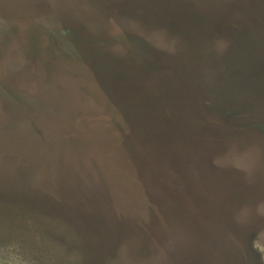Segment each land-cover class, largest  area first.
Here are the masks:
<instances>
[{
    "label": "trees",
    "instance_id": "obj_1",
    "mask_svg": "<svg viewBox=\"0 0 264 264\" xmlns=\"http://www.w3.org/2000/svg\"><path fill=\"white\" fill-rule=\"evenodd\" d=\"M24 3V0H0V11H10L11 15H8V19L13 21L17 19L14 18L15 16H22ZM157 3L158 5L151 6L150 3L143 0V6L139 7L142 21H145L143 22L145 23V30L150 33H157L158 37H164L162 48H160L151 40V37L147 36L146 32L138 35L146 49L156 57L154 64L159 62L162 70H165L177 88L184 92L186 98L188 84L191 86L193 83L204 88L219 89V104L220 101L225 102L224 118L212 123L201 122L199 117L201 110L199 112L198 108L200 106L196 107L192 102V109H189L187 116L191 123L190 127L196 121L204 129L208 139H217L213 136L210 126L216 124L217 131L220 128L226 129V139L229 141L222 142L221 147L224 149L231 144L233 145V137L235 138L237 133L240 135L241 143L244 146H249L254 139L255 135H251L250 130L258 129L259 134L263 136L264 127L262 125L264 123H261V115L256 114L257 107L253 110L254 106L249 105L248 94L251 93L248 87L251 86L247 82L240 81L239 78L225 77L224 73H221L222 70L217 69V67L214 69H217L214 73L205 70L203 57L205 46L214 45L219 40L225 41L227 44V40L230 38L233 39L229 42V54L227 53L228 59L232 62L229 64L230 66L236 65V63L243 65L242 63H244L256 70H264V0H158ZM74 10L72 14L77 21L96 23L95 25L102 35H98V38L94 37L96 41L116 43L117 39L108 33L102 23L89 20L78 9ZM165 10L169 16L164 14ZM184 24L193 25L197 29L187 25L184 27ZM10 28L13 35L10 32L8 35L23 37L21 35L23 32L19 26L12 25ZM27 31L28 36H24L27 39L20 41V43L17 39L15 44L10 39L0 41V76L1 73L5 75L0 82V99H8L4 102L12 101L14 104L10 106L11 117L8 118L9 120L5 122L4 126H0V139H2L1 133H3L2 136L11 135V133L15 136L13 129L14 125L18 124L23 126L30 136L34 133L29 137V140L32 139L33 142L36 140L38 143L40 141V143L39 146H36L31 140L29 142L26 139L28 142L24 153L26 158L24 159L18 158L13 152L6 151L1 154L2 163L0 167L4 168L7 165L14 168L17 177L11 176L9 178L13 179V186L0 187V226H5L6 233L13 235L12 241L16 243L13 244V248L21 246L17 236L29 239L27 235L24 236L21 233L35 236L41 233L44 238L42 244L44 264H49L48 251L51 254V259L53 255L56 256L55 253L57 252L56 257L61 259L58 263L64 262L62 264H114L117 262L119 264H156L159 259L156 253L157 247L153 245V239L149 242L141 236L135 243L127 236L129 233L127 231H140L141 234L149 235L150 238L153 237L154 232L152 233L148 229L150 225L148 222L157 219L155 214L160 206L153 199L152 186L149 185L147 178L149 177L152 182L155 181L154 174L158 173L159 161L166 162V168H168L166 174H168L171 166H175L177 180L184 186L185 190L188 188L187 181L189 174H192L186 170L187 162L183 157V152L174 149L176 144L185 145V139L189 140L190 138L192 141L185 129L183 120L179 121L176 117L177 114L171 109H169L170 112L168 111L165 104L167 101L169 104V100L164 93H161V96L167 101L159 99L160 104L151 106L152 109H148L138 121L136 128L131 130L124 118L120 116V111L115 109L116 107H111L109 103L103 109H98L95 112L89 109L91 104L94 105L95 102L92 100L95 97L91 99L88 106L84 105V108H80L77 101L67 92H61V89L56 92V100L52 94L47 92V90H51V87L43 90L47 96L42 95V91H40L41 100H43L40 102V97L36 98L32 96V93L23 91L21 88H13L7 81L9 73L7 66L10 67L8 61L12 59V55L7 53L11 50L14 53L15 51L26 53L28 49L30 59L26 58L27 56L13 55V58L19 57L15 61L27 65L32 61V58H37L40 60L39 63L43 64L46 73L49 71L52 73L53 70L63 64V60L53 56L54 49L51 45H45L42 42L45 41L44 37L52 42V37L42 34L36 24H30ZM245 37L249 38L248 41H242ZM151 41L156 46H153ZM241 45L258 46L259 56H251L247 53L246 56L235 54L234 48ZM79 47L82 53L86 54V58L80 57L81 61L78 62V65L80 64L82 68L85 67L96 81L97 76L88 69H94L87 58L89 48L86 44H83V47L79 45ZM5 55L7 57H4ZM131 55L128 53V57L124 59L125 65L131 73L129 76L138 74L139 71L141 74L147 71L146 63H141ZM64 58L68 59L66 62L73 63L70 56L65 55ZM98 66L100 67L102 64ZM108 66L111 67L110 64ZM75 67L69 69L72 71L68 70L70 83L74 82L77 73ZM66 79V75L60 77L58 84L65 86ZM48 85L52 86L50 83ZM156 90L159 91L160 89ZM227 95L232 97V101L227 98ZM125 98H131L130 94ZM46 102H53L54 108L57 109V106L59 108L57 114L60 115L62 112L65 115L64 119L60 121L63 126L60 128L61 133L58 142L48 133L49 130L43 134L39 123L36 122V124L34 121L37 120L35 117L33 119L28 116V120L22 116H20L22 120L16 118V116L22 115L19 110L24 111L25 115H28V112H31L34 107H41L46 111ZM88 112L93 113L94 116H91L95 118L96 115H103V119L110 128L114 125L119 132L120 136L114 138L113 135L109 140L113 147V150L110 151L113 157L101 155V153L95 155L94 152L87 151L90 145L96 146L95 142L101 139L98 135L100 133L98 123L93 124L88 120V123L86 122L84 125L80 123L83 121V115L89 117ZM197 118H200L199 122ZM184 121H188L187 118ZM161 123L166 127L159 128L161 133L159 137L157 127ZM52 125L55 129L56 124L53 122ZM94 129L95 131L92 133ZM192 135L194 136L193 133ZM13 138L17 139L16 147L21 144L23 139L18 142L20 139L18 135ZM0 141H10L11 146L13 143L11 140ZM117 147H120L124 153L118 155L117 150L120 149ZM192 148L194 152L198 151L194 146L186 147L185 145L184 149H187L186 151L189 153ZM82 151H85L91 169L80 165V153ZM42 155L44 156L43 161ZM70 155L73 158V163H75L74 167L67 159ZM13 159L15 161H17L16 159L22 160L20 162L23 164L17 168L16 165H13ZM101 160L106 163L110 160L114 161H112V165L108 164L107 167L104 166L106 163ZM41 161L44 163V168H39ZM132 169L134 170L132 176L137 177L143 185L141 188L129 183L132 180V177L129 176L130 172L133 171ZM30 170L33 172L32 176H29ZM42 171L43 173H41ZM34 172L39 174H34ZM2 173L0 172V174ZM38 178H41L44 184L38 183ZM38 186L43 187L39 188ZM198 187L200 188L201 185ZM185 190L174 188L175 199L179 200L177 205L179 207L181 205L184 210L186 207L184 206L186 200L183 196ZM137 194H140L143 199L145 198L144 213L147 214L146 220L140 216L125 214L117 208L115 199H119L121 196H130L128 198L131 200L125 204L133 208L136 205V200H134L136 197H131ZM181 199L184 200V205L180 201ZM95 218H102L106 225L104 227L94 226L92 221ZM144 224H148L147 227ZM132 234L134 233L130 235ZM107 237L108 239L105 240ZM27 246L23 247L26 248L25 251L28 250Z\"/></svg>",
    "mask_w": 264,
    "mask_h": 264
},
{
    "label": "rangeland",
    "instance_id": "obj_2",
    "mask_svg": "<svg viewBox=\"0 0 264 264\" xmlns=\"http://www.w3.org/2000/svg\"><path fill=\"white\" fill-rule=\"evenodd\" d=\"M24 1L22 16H15L14 18L17 19L13 21L8 19V15H11L10 11H0V41L2 39H10L14 44L16 39L19 43L20 41H25L27 38L24 36H28L27 28L30 24H36L42 34L52 37L53 43L46 37H44L45 41L42 42L45 45H51L54 49L53 56L63 60V64L53 70L52 73H50L51 71L46 73L43 64H40V60L37 58H32V61L27 65L15 61L19 57L26 56V58L30 59L28 57V49L26 53L20 51H15L14 53L11 50L7 53L12 55V59L8 61L10 62V67L7 66L9 68L7 81L13 88H21L23 91L32 93V96L36 98L40 97V102L43 101L41 100L42 95L47 96L43 90L51 87V90H47V92L52 94L54 100H56V92L61 89V92H67L77 101L80 108H84V105L88 106L91 99L95 97L92 100L95 103L94 105L91 104L89 109L95 112L98 109H103L109 103L111 107H116L115 109L120 111V116L124 118L131 130L136 128L142 115L148 109H152L151 106L154 107V105L160 104L158 102L159 99H164L165 102L169 100V104L168 101L166 104L164 103L168 111L171 109L177 114L176 117H178L179 121L183 120L185 129L191 136L192 141H190V138L189 140L185 139L184 144L186 147L194 146L198 149L197 152H194L192 148V151L187 153V149H184L185 145L176 144L174 147L175 150L183 152V157L187 162L186 170L192 174H189V178L187 177L188 181L185 178L188 183L186 190L176 178V167L171 166L168 174H166V169H168L166 168V162L157 159L159 164L157 166L158 173L154 174L155 181L152 182L149 177L147 178L149 185L152 186L153 199L160 206L155 214L157 219L148 222L150 223L148 229L152 233L154 232L152 234L153 237L150 238L149 235L141 234L140 231L136 232L135 230L127 231L129 232L127 236L135 243L141 236L149 242L153 239V245L157 247L156 253L159 259L156 264H264V184H261L264 183V135H260L258 129L250 130L251 135H255L254 139L249 146H244L241 143L240 135L237 133L236 137H233V145L231 144L224 149L221 146L222 142L227 140L226 129L220 128L217 131L215 128L216 124L210 126L213 136L217 140L208 139L206 132L196 121L190 127L191 123L187 116L189 109L192 107V102L196 107L200 106L198 108L199 112L201 110L199 115L201 122L208 121L209 123L224 118L223 108L225 107V102L220 101L219 104V89L204 88L193 83H191V86L186 83L188 84L187 99L184 92L180 91L165 70H162L158 61L156 62V67L154 64L156 57L146 49L144 43L138 38V35L146 32L147 36L151 37V40L162 48L163 40L159 39L157 33H150L145 30V23H143L145 21H142L139 9L140 6H143V0ZM144 1L150 3L151 6L158 5V0L157 2L156 0ZM74 9H78L87 19L102 23L108 33L117 39L116 43L96 41L94 37L102 36L95 25L96 23L83 22V24L77 21L73 16L74 14H72L75 11ZM124 10L126 11L124 12ZM164 14L169 16L166 10ZM12 25L21 28L23 37L12 36L10 28ZM186 25L189 26V24H184V27ZM189 27L197 29L193 25ZM8 32L12 35H8ZM104 40L107 39L104 38ZM152 41V45L156 46ZM78 44L82 47L83 44H86L89 48L87 58L94 69H88L95 73L97 76L96 81L85 67L82 68L80 64L78 65V62L81 61L80 57L86 58V54L82 53ZM128 53H131L141 63H146L147 71H144L145 73L141 74L140 71H137L138 74L129 76L131 73L126 67L124 60L128 57ZM13 55H19V57L13 58ZM65 55L70 56L73 63L66 62L68 57L64 58ZM4 57H7V55ZM99 64H102V66L99 67ZM109 64L111 65L110 68ZM72 67L77 68L75 77H79H74V82L70 83L68 70ZM65 75L67 76L66 85L60 86L58 84L59 78L65 77ZM4 77L5 75L1 73L0 82ZM242 80L251 85L249 90L251 94H248L250 98L249 105L254 106L253 110L257 107L256 114L258 116L261 115V123H264V74H258L255 78L246 75ZM48 83L52 84V86H49ZM156 89L160 90L157 91ZM40 91H42V95ZM252 92L253 94L255 93L253 96ZM88 93L89 95H87ZM161 93L166 95L167 100L161 96ZM129 94L131 98H125ZM227 98L232 101V97L227 95ZM5 100L8 99H0L1 127L11 117L10 106L14 105L12 101L4 102ZM45 105L47 106L46 111L41 107H34L31 112H28V115H25L24 111L19 110L22 115L16 116V118L20 119V116H22L27 119L30 116L34 119L35 117L37 120L34 121L39 123L43 134L49 130L48 133L58 142L61 133L60 128L63 126L60 121L64 119L65 115L62 112L60 113L62 117L57 114L59 108L58 106V110L54 108L53 102H46ZM13 110L16 109L13 108ZM87 114H89V117L83 115V121L80 123L84 125L87 120L93 122V124L98 123L100 125L98 127L100 133L98 135L101 137L99 141L95 142L96 146L92 147L90 145L87 151L94 152L95 155H97L96 153H101V155L112 156L110 151L113 150V147L110 145L109 140L113 135L114 138L120 136L119 132L114 125L110 128L103 119V115H96L95 118L92 117L94 116L93 113L88 112ZM186 118L188 121L185 122ZM200 118H197L198 122ZM53 122L56 124L55 129L53 128L54 125H52ZM14 126L13 133L20 137L18 142L23 138L21 143L26 145L25 148H27L26 139L29 142L31 140L33 145L39 146L40 141L38 143L36 140L34 142L32 139L29 140V137L34 133L30 136L23 126L21 127L18 124ZM124 126L126 125L124 124ZM165 127L163 123L158 124L157 135L159 137L161 136L160 129ZM262 127H264V124ZM94 131L95 129L92 133ZM231 133L233 134V132ZM2 134L3 140H11V142L16 143L17 139L13 138L16 135L14 136L11 133L12 139H7ZM3 142L5 141H0V144ZM117 148L120 149L117 150L119 152L118 155L124 153L120 147ZM85 151L80 153V165L91 169L92 167H90L89 159H86ZM43 157L42 155V161ZM67 159L70 160L74 167L75 163H73L72 156H68ZM13 161V165H16L17 168L23 164L21 162L18 163L14 159ZM42 161L39 168H44ZM101 161L106 163L103 160ZM112 161L114 160H110L104 166L112 165ZM5 166L2 169L0 168V172H3L0 174V187L3 188L10 185L13 186V179L9 178L11 176L17 177L11 171L13 168ZM5 170L11 172H4ZM133 172L134 170L129 175L132 180L130 182L127 180V182L141 188L143 185L137 177L132 176ZM29 173V176H32L33 172L31 170ZM34 174L39 173L34 172ZM38 183L44 184L41 178H38ZM198 185H201V187L199 188ZM174 188H183L185 190L183 196L186 200V205H184L183 199L180 200L186 206L185 210L181 205L180 207L177 205L179 200L175 199ZM128 197L130 198V196H121L119 199H115L118 210L123 211L125 214L143 217V220H146L147 214L144 213L145 198L143 199L140 194L131 197H136L134 199L136 200V205L131 208L125 204L131 200ZM92 223L97 227L106 225L102 218H95ZM147 225L144 224L146 227ZM104 231L106 232L105 229ZM131 233L134 234L130 235ZM21 234L27 235L29 239L17 236L21 246L13 248V244H16L12 241L13 235L6 233L5 226H0V264H44V259H42L44 255L42 246L44 238L42 234L39 233L37 236ZM107 239L108 237L105 238V240ZM26 246L28 248L27 251H25L26 248H23ZM55 255L57 256V252ZM56 256L53 255L51 259V254L49 251L47 252L49 264L64 263H58L61 259ZM52 260L53 263H51Z\"/></svg>",
    "mask_w": 264,
    "mask_h": 264
},
{
    "label": "water",
    "instance_id": "obj_3",
    "mask_svg": "<svg viewBox=\"0 0 264 264\" xmlns=\"http://www.w3.org/2000/svg\"><path fill=\"white\" fill-rule=\"evenodd\" d=\"M159 39L164 41V37L159 36ZM229 39L227 40V44L225 41L219 40V41H216L214 45L208 44L207 46H205L204 57H203V64L205 66V70L207 69L209 72L214 73L219 68L222 70L221 73H224L225 77H228V78L232 77L236 79L239 78V80L242 82H245L242 79H244L246 75H250L252 78L257 77L258 74L262 75L264 70L262 71L256 70L252 67L246 66L244 63H242L243 65H241L240 63H236V65H232V66L229 65V64H232V62L230 59H228L227 53L229 54L228 52L229 47H230L229 42L233 40V39H230V40ZM248 39H249L248 37H245L242 41H248ZM257 50H258V46L249 47L248 45H241L240 47L234 48V53L237 55H242V56L243 55L246 56V53L250 54L251 56L252 55L259 56ZM216 67L217 69L214 70ZM211 70H214V71H211ZM210 75H213V74H210ZM250 89L251 87H248V90ZM4 137H7V139H9L11 138V135L7 134V135H4ZM25 146L26 145H23V143H21L17 147L15 143H12V146H11L10 141H5L2 144H0V164L2 163L1 154L2 152H6V151L13 152L20 159L26 158L24 154L26 151ZM16 160L18 161V163L22 161L18 159ZM11 171L13 173L15 169L13 168ZM11 171L5 170V172H11Z\"/></svg>",
    "mask_w": 264,
    "mask_h": 264
},
{
    "label": "flooded vegetation",
    "instance_id": "obj_4",
    "mask_svg": "<svg viewBox=\"0 0 264 264\" xmlns=\"http://www.w3.org/2000/svg\"><path fill=\"white\" fill-rule=\"evenodd\" d=\"M262 172V171H261ZM263 172H264V170H263ZM261 184H264V183H261Z\"/></svg>",
    "mask_w": 264,
    "mask_h": 264
}]
</instances>
